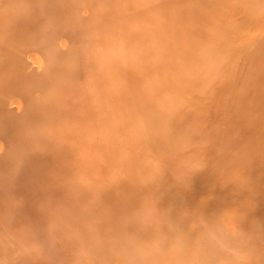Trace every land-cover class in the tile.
Listing matches in <instances>:
<instances>
[{"label":"bare ground","instance_id":"1","mask_svg":"<svg viewBox=\"0 0 264 264\" xmlns=\"http://www.w3.org/2000/svg\"><path fill=\"white\" fill-rule=\"evenodd\" d=\"M9 2L0 8V264H264L262 131L261 144L244 137L260 145L250 148L255 170L247 147L231 145L244 139L239 123L226 144L238 153L221 137L264 84V0ZM256 98L246 105L264 104ZM211 139L226 153L214 141L206 151ZM204 150L224 167L207 168ZM233 153L260 174L257 185L241 165L228 173ZM94 165L108 169L97 189ZM236 176L242 189L222 193ZM32 189L57 201L36 200L44 208L34 201L31 213L48 238L20 221L33 220ZM29 230L52 240L36 243Z\"/></svg>","mask_w":264,"mask_h":264},{"label":"rangeland","instance_id":"2","mask_svg":"<svg viewBox=\"0 0 264 264\" xmlns=\"http://www.w3.org/2000/svg\"><path fill=\"white\" fill-rule=\"evenodd\" d=\"M4 1H7V2H4ZM9 1H11V0H0V8H1V7H2V8H5V7H3V4H4V6H7L8 4H11V2H9ZM8 2H9V3H8ZM1 3H2V6H1ZM5 4H6V5H5ZM2 17H3V16H2ZM0 18H1V17H0ZM3 18H4V17H3ZM0 20H1V19H0ZM0 22H1V21H0ZM1 23L4 24V20H2ZM1 23H0V26H2ZM263 77H264V76H263ZM260 78L262 79L261 76H260ZM257 80H258V79H257ZM257 80H256V81H257ZM253 82H254V81H253ZM253 82H252V83H253ZM257 82H260V79H259V81H257ZM262 82L264 83V78L262 79ZM256 84H257V83H255V85L252 84V86L254 85L253 87H256V86L258 85V84H257V85H256ZM250 85H251V84H250ZM260 85H262V83L258 85L259 87H261V88L259 89V91L261 90V92H259V95H257V94H258V92H257V94H256V95H257V98H256L255 96L252 97V96H253V93H254V95H255V93H256V90H254L255 92H253V89H257V88H253L252 86H251V87H252L253 89L250 87L252 90L250 89L251 91H249V92H247V91L244 92L243 95L246 94V95L248 96V94H250L251 92H253V93H251L252 95H249V97L253 98V100H254V98H256V101L259 100L258 98H260L261 95H263V97H264V94H263V92H264L263 90H264V89L262 90V87L264 88V86H263L264 84H263L262 86H260ZM220 89H221V88H220ZM257 90H258V89H257ZM218 91H219V90H218ZM225 91H227V90H226L225 87H223V89H221V91H220L221 93H220V92H219V93L216 92V93H217L218 96H219V94H220V95H221V94L223 95L224 93H226ZM262 91H263V92H262ZM22 93L25 94V92H22ZM80 93H83V92H80ZM85 93H87V92H85ZM260 93H262V94H260ZM217 94H215V95H217ZM222 95H221V96H222ZM243 95L241 94V96H243ZM246 95H245V96H246ZM218 96H217V97H218ZM223 96H224V95H223ZM258 96H260V97H258ZM243 97H244V96H243ZM243 97H242V99H241V97H240L239 99L242 101L243 99H245V98H243ZM247 98H248V97H247ZM247 98H246V99H247ZM251 98L245 100V102H247L248 100H250V103H251V100H252ZM260 100H261V99H260ZM238 101H239V100H238ZM241 101H239L240 104H241ZM243 101H244V100H243ZM243 101H242L243 106H239V107H243V109L237 107L238 110H239L240 112L242 111V113H239V115H238V113H237V112H239L238 110H237V111L234 110V111H233L234 113L232 112L230 118H231L232 116H234V115H235V116H234V118L232 117L231 120H230L229 122L226 120L227 122L224 124L225 126L223 125V127H224V129H225L224 132H223V130H222L223 134H224V133H226V134H224L225 136L223 135V136H221V137H223V138L225 137V138H224V140H225L226 137L228 138V136H229L228 133L232 134V135L234 136V138H235V136H239V135L241 136L242 134H243V135L245 134L246 136H243V135H242V137L239 136V137H237V138L239 139V138L247 137V139H248V137L250 138V136H252L253 138L256 137V138H255V139H256V143H255V141H253V144L255 143L254 145H256V144H258V143L261 144V141H262L261 137L264 138V135H263V134H264V132H263V131H264V129H263V128H264V124H263L264 122H263L262 124H261V122H262L264 119L261 120V122H259V118L261 117V119H262V118L264 117V115H263V114H264V109H263L264 104L262 103V102H264V99H262V101H258V104L260 105V104L262 103L261 105H263V106H261V105L258 106L257 104L254 105V103L251 104V105H253L254 107L257 106V107L255 108V111H254V109H253L254 107H251V106H250V108H252V109H250V108H249V105H246V104H248V102L245 103V102H243ZM239 102H238V103H239ZM244 103H245V104H244ZM242 104H241V105H242ZM214 105H215V104H214ZM214 105H213V106H214ZM238 105H239V104H238ZM213 106H212L211 109H214ZM215 107H216V106H215ZM246 107H247V108H246ZM245 108H246V109H245ZM248 108H249L250 110H247ZM211 109H210V110H211ZM244 109H245V110H244ZM256 109H257V111H256ZM259 110H260V111H259ZM215 111H216V110H215ZM215 111H214V113H215ZM248 111H252V112L249 113ZM217 112H218V111H217ZM253 112H256L257 114H256V113L253 114ZM212 113H213V111H212ZM214 113H213V115L216 114V113H215V114H214ZM243 113H249V114H243ZM233 114H234V115H233ZM236 114H237V116H236ZM252 114H253V115H252ZM218 115H219V114H216V117H218ZM240 115H241V116H240ZM247 115H248V116H251V117H250L251 119H254V118H255V119L253 120V121H254L253 123L250 122L251 125H253V126H251V125L249 124V122H248V124H247V122H246V118L248 117ZM239 116H240V118H239ZM244 116H245V119H244L245 121H243ZM253 116H255V117H253ZM256 116H258V118H256ZM211 117L214 119L215 116L213 117L212 114H211ZM216 117H215V119H214V121H213L214 123H217V122H218V121L216 120ZM219 117H220V115H219ZM235 117H236V118H235ZM237 117H238V118H237ZM252 117H253V118H252ZM250 118L248 117V118H247V121H251ZM213 119H211V120H213ZM228 119H229V118H228ZM215 120H216L217 122H215ZM218 120H220V119H218ZM232 120H233V121H232ZM239 120H241V121H239ZM256 120H257V122H256ZM237 121H239V122H237ZM230 122H231V123H230ZM244 122H246L248 128L246 127V124H242V123H244ZM232 123H233L234 125H236V124L239 123L238 126L241 125V126L239 127V130L237 129L239 135H238L237 131H236V132H235V131H234V132H231V130L233 131V130H235L236 127H237V126L231 127V126H233V125H230V124H232ZM254 123H255V125H254ZM257 123H258V124H257ZM226 124H227V125H226ZM228 124L230 125L231 129L227 128L228 132H225V131H227L225 127H226V126H229ZM259 124H261V125L263 126V128H262L261 125H259ZM182 125H183V122L180 124L179 127H176V129H178V132H179L180 129L182 128V127H181ZM256 125H258L260 128L257 126V129H256V127H255ZM250 126L253 127V128H255V130H252L253 128H251ZM233 128H234V129H233ZM246 128H247L248 130L251 128V129H250V133H249L248 130H246ZM240 129L243 131V133H242V131L240 132ZM261 129H262V130H261ZM256 131H257V132H256ZM261 131H262V134L260 133ZM172 132H173V131H172ZM251 132H253V134H252ZM254 132H255V133H258V134H254ZM210 133H211V131H210ZM210 133H208V134H210ZM234 133H237V134H234ZM248 133H249V134H248ZM173 134H174V133H173ZM213 134H214V133H213ZM217 134H218V133H217ZM220 134H221V133H220ZM227 134H228V135H227ZM251 134H252V135H251ZM260 134H261V137L258 136V135H260ZM171 135H172V134H171ZM248 135H249V136H248ZM253 135H256V136H253ZM208 136H209V135H208ZM210 136H211V134H210ZM215 136H218V135H213L214 139H215ZM213 137H211V138H213ZM218 137H219V136H218ZM218 137H217L216 139H219V138H220V137H219V138H218ZM230 137H231V136H229V138H228V140H229L228 142H227V139H226V142H224V146H225V147H228V146H229V145H226V144H227V143L230 144L229 142L232 140ZM257 137H258V139H257ZM232 138H233V137H232ZM234 138H233V139H234ZM0 139L6 141V140H5L4 138H2V137H1ZM214 139H213V140L211 139V144H210V142L206 141V140H209V139H206V140H205V141L207 142V144H206L207 146H205V147H206V148H205L206 151H208V149H207L208 144L210 145L209 147L212 148V145H213V142H212V141H214V146H216V147H213V148L216 149V148L218 147V145H219L220 140H222V138H221L219 141H218V140L215 141ZM224 140H222V141H224ZM239 140H241V139H239ZM239 140L234 139V140H232L233 142L231 141V143H232V144H231L232 147H233V145L235 146V141H236V145H238V146L233 147V149H234V150H235V148H237V149H241L240 146H242V147H243V148H242L243 151L246 150V152H247V151L249 150V153H248V154L246 153V155L251 154V155H250L251 157H249V159H248V158L246 159V160H248L247 164H248L251 160H252L251 162L253 163V160L257 157V156L255 157V155H256V153H257L258 151H257V152H254V151H252V150H253V149L256 150L257 147H258V148L260 147V145H258V146L256 147V146H254L253 144L248 143V141H249L250 139H249V140H246L245 138L243 139V140H246L247 142H246V141H243V140H241V141H242V142H241V141H239ZM253 140H254V139H253ZM263 140H264V139H263ZM209 141H210V140H209ZM237 141H238V143H237ZM251 141H252V140H251ZM257 141H258V142H257ZM249 142H250V141H249ZM263 142H264V141H263ZM204 143H205V142H204ZM220 143H221V142H220ZM222 143H223V142H222ZM222 143H221V144H222ZM233 143H234V144H233ZM251 143H252V142H251ZM221 144H220V145H221ZM204 145H205V144H204ZM220 145H219V146H220ZM231 145H230V146H231ZM224 146H222L224 149L220 146V147H221V148L219 147L220 150L222 149V150L225 151L226 148H225ZM245 146L247 147L248 150L244 148ZM209 147H208V148H209ZM239 147H240V148H239ZM203 148H204V147H203ZM203 148H202V152H203ZM219 148H218V149H219ZM250 148H251L252 150H251ZM261 148H262V147H261ZM228 149L231 150V152H234L233 149H231V148H229V147L227 148V150H228ZM237 149H236L235 152L238 151ZM212 150H213V149H212ZM212 150H211V151H212ZM229 150H228V151H229ZM206 151L204 150L205 153H208V152H206ZM211 151L209 152V153L212 154V155H211V158H210V156H209V155H210L209 153H208V155H206V157L209 156V158L212 159V161H210V162H212V163H209V158H208V165H207V168H209L212 164L217 163V161H215V163H213V160H215L216 158H213L214 155H213V153H212ZM228 151H227L228 155H229V154L232 155V153H231V152H228ZM241 151H242V150H241ZM235 152H234V153H235ZM259 152H260V151H259ZM224 153H226V151H225ZM234 153H233V157H234V156H235V157L237 156V158H238V155H235ZM237 153H238V152H237ZM239 153H240V152H239ZM242 153H243V152H242ZM242 153H241V154H242ZM244 154H245V152H244ZM254 154H255V155H254ZM258 154H260V153H258ZM263 154H264V152H263ZM263 154L261 153L260 158L264 157ZM231 155L228 156V157L222 156V158L225 157L224 159L230 157L229 159H227V160H229V161H228V162H229L228 164H230V165H228V164L226 163V164L229 166V168H227L228 166L225 167V168H227L228 173L232 171V170H230V169H232V167H233V170H234V169L236 170V169H237L236 166H240V165H241V164L239 165V161L241 162V159H243V161H246L244 158H238L239 160L236 159L237 162H235V161H236V160H235V157H234V161H233V159H232L233 157H232ZM242 155H243V154H242ZM246 155H244V156L247 157ZM252 155H254V156H252ZM139 156H140V155H139ZM212 156H213V157H212ZM226 156H227V154H226ZM254 157H255V158H254ZM258 157H259V156H258ZM258 157H257V158H258ZM157 158H158V157H157ZM253 158H254V159H253ZM257 158H256V161H254V162H255V163H254L255 166H254V164H252V165H253L252 168H254L253 170H255V168L257 167V164H256V162H258V161H257ZM230 159H232V161H233L234 164L231 163ZM262 159H263V158H262ZM262 159H261L260 161H262ZM216 160H219V159H216ZM221 160H222V159H221ZM249 160H250V161H249ZM258 160H259V158H258ZM243 161H242L241 163H242V165L244 166L245 162H243ZM218 162H219V161H218ZM222 162H223V161H222ZM222 162H221L220 164H219V163H217V164H219V165L221 166V165H222ZM225 162H226V161L224 160V163H225ZM235 163H236V164H235ZM237 163H238V164H237ZM260 163H261V162H260ZM260 163L258 162V165H259ZM170 164H171V163H170ZM209 164H210V165H209ZM226 164H225V165H226ZM231 164H233V166H232ZM247 164H246V165H247ZM262 164H264V160L262 161ZM165 165H166V164H165ZM167 165H168V163H167ZM219 165H218V167H220ZM242 165L240 166V168H241V167L243 168ZM250 165H251V164H250ZM94 166H95V167H94V168H95V171H96V172L98 173V175L100 176V177L98 178V180H99L98 183H97V181H96V183H94V187L96 188L97 184H101L102 177L106 178L105 176L108 175V174L106 173V172L108 171V169H106L107 171H104V170H103V167H104V166L100 165V166H102L101 168H100V166H99V167L96 166V165H94ZM212 166H213V165H212ZM212 166H211V167H212ZM222 166H223V165H222ZM248 166H249V165L245 166V167L242 169V171H240V168H238V170H239V172H240V173L238 172V173H239V176H241V178H242V174H243L245 180H246V178L249 179V177H251V178L253 179V177H254V176H253V177L250 176V175H251V172L253 173V170L251 169V166H249V168H250L251 170L249 171V170L247 169V171H246V167L248 168ZM262 166H263V165H262ZM262 166H260V168H259V169H261V170H258V168H257V169H256L257 172L254 171V172H255V175H256L257 173L259 174L260 172H262ZM168 167H170V165H168ZM168 167H164V169H166V168H168ZM223 167H224V166H223ZM223 167H222V168H223ZM105 168H108V167L105 166ZM170 168H171V167H170ZM222 168H219V172H220V173L224 172V173H222V174H224V178H225V177L227 176L228 173L226 174V173H225L226 171H222V170H226V169H224V168L222 169ZM164 169H163V170H164ZM166 170L168 171L169 169H166ZM166 170H165V171H166ZM170 170H171V169H170ZM208 170H212V169H207V171H208ZM220 170H221V171H220ZM238 170H237V171H238ZM243 170H244V172L246 171L247 173L249 172L250 174H249V173L247 174L246 172H245V174L242 173ZM263 170H264V168H263ZM165 171H164V172H165ZM167 171H166V172H167ZM259 171H260V172H259ZM96 172H95V173H96ZM166 172H165V173H166ZM168 172H169V174L166 173V175H165V174H163V175H165V176L170 175L171 171H168ZM235 172H236V171H234L233 174H234V175H237V173H235ZM100 173H101L103 176H101ZM209 173H210V172H209ZM211 173H213V171H211ZM231 173H232V172H231ZM231 173H230V175H231ZM222 174H219V176H220V181H222V180H221V179H222L221 176H223ZM240 174H241V175H240ZM225 175H226V176H225ZM234 175H233V176H234ZM252 175H253V174H252ZM259 175H260V174H259ZM259 175H256V176L254 177L255 179H254V181H252V182H253L252 185H254V182L256 181V178H257V176H259ZM219 176H218V177H219ZM228 176H229V175H228ZM228 176H227V178L229 179L230 176H229V177H228ZM245 176H247V177H245ZM234 177H235V176H234ZM234 177L231 178V179H234V180H231V179H230V180H227V179H226L225 182H224V186H222V185L220 186V188L223 187L224 190H223L222 188H221L220 190H221V191L223 190V191H225V193H228V194H229V193L235 192V190H236L237 188H238V189H242V187H240V186L237 185V184L235 185V186H237V187L234 186V188H236V189L232 188L233 184H235L234 181H235L237 178L240 179V177H237V176H236V178H234ZM167 178H168V176H167ZM258 178H259V177H258ZM100 179H101V180H100ZM252 179H249V180H252ZM245 180H243V181H245ZM259 180H260V178L258 179V181H259ZM223 181H224V179H223ZM223 181H222V182H223ZM237 181H238V180H237ZM239 181H240V180H239ZM258 181H257V182H258ZM10 182H11V181H10ZM94 182H95V181H94ZM231 182H232L233 184H232ZM92 183H93V182H92ZM105 183H107L106 180H105ZM105 183H103V184H105ZM220 183H221V182H220ZM236 183H237V182H236ZM238 183H239V182H238ZM249 183H251V182H249ZM221 184H222V183H221ZM262 184H263V187H264V180H263ZM95 185H96V186H95ZM255 185H257L256 182H255ZM91 186H92V188H93V184H92ZM106 186H109V187H108V189H109V188H110L111 186H113V185H109V184H108V185H104V186L102 185V187H105V189H107ZM238 186H239V187H238ZM99 187H100V185H99ZM102 187H101V188H102ZM92 188H91V189H92ZM111 188H112V187H111ZM111 188H110V189H111ZM67 189H68V188H67ZM96 189H97V188H96ZM118 189H119V188H118ZM118 189H117V190H118ZM62 190H63V189H61V191H59V193L63 192ZM66 191H67V190L64 189V193H65V194H66ZM113 191H114V189H113ZM115 191H116V190H115ZM221 191H220V192H221ZM223 191H222V193H224ZM57 192H58V191H57ZM69 192H70V189H69V191H68L67 193H69ZM30 193H31V192H30ZM30 193H28V195H30ZM59 193H58V195H60ZM64 193L61 194L62 197H63V199H64V195H63ZM222 193H221V195H222ZM46 196H48V195H46V194L38 195V191H35L34 189H32L31 198H30V196H29V198H28L29 200H28V199H27V200L29 201L30 204L34 203V204H32L31 206L35 205L36 200H39V199H40V201H42V203H43V205H44V203H46V200H45V199H47ZM65 196H68V194H66ZM48 197H49V199H51V200L53 199V198H51V195H49ZM60 197H61V196H60ZM69 197H70V196H68V198H69ZM58 198H59V197L57 196V200H59ZM70 198H71V197H70ZM70 198H69V199H70ZM73 198H74V197H73ZM76 198L78 199V197H76ZM76 198H74V199L76 200ZM30 199H31V200H30ZM49 199H48V200H49ZM63 199L61 198V200H59V201H61V204H62V205H63V203H64V202H63ZM65 199H67V197H66ZM74 199H70V202H71L72 205L74 204V206H76V205H75V200H74ZM27 200H26L25 202H27ZM44 200H45V202H43ZM73 200H74V201H73ZM31 201H32V203H31ZM34 201H35V202H34ZM59 201H58V202H59ZM64 201H65V200H64ZM37 202H38V201H37ZM37 202H36V205H39L41 208H44L45 205L43 206L41 203H38V204H37ZM50 202H51V201H49V203H50ZM52 202H53V200H52ZM62 202H63V203H62ZM27 203H28V202H27ZM29 203H28V205H30ZM55 203H57V201H56ZM55 203L53 202V204H55ZM79 203H80V202H79ZM51 204H52V203H51ZM53 204H52V205H53ZM61 204H59V205H61ZM76 204L78 205L77 202H76ZM25 205L28 206L27 204H25ZM49 205H50V204H49ZM49 205H48V206H49ZM59 205H55V206L57 207V206H59ZM22 206H23L22 209H23V208H24V209L26 208V209L24 210V212L26 213V211H28V210H27V207H25L24 205H22ZM48 206H46V207H48ZM55 206H54V207H55ZM29 207H30V206H28V209H29ZM35 207H36V206H35ZM40 207H39V208H40ZM39 208L37 209V207L34 208V206H33L32 208H30V211H29L30 213H26V216H27L28 214H30V216H29V215L27 216V217H30L29 219H32V218H33V220H31V221H30V220L28 221V218L25 216V213H23V210L20 208V211L22 210V213H21L20 215H23V214H24V215H23L24 217L22 216V218L25 220V217H26L28 223H27L26 221L23 222V220H20V221H21V223H23V224H27L30 230H33L34 227L37 226L36 229H35V230H37V232L40 231V230H38V229H41V231L44 232V234H41V237H42L43 235H46V237L48 238V236H47V235H48V232H46V231L44 230V228L41 226L42 223H41L40 225L37 223V224L39 225V228H38V225H34V223H35L34 219L37 220V219H39V217L37 218V215H35V214H32V215H31V213H33L34 210H39ZM41 208H40V209H41ZM75 208H76V207H75ZM75 208H74V209H75ZM76 209H77V208H76ZM76 209H75V210H76ZM72 210H73V206H72ZM75 210H74V211H75ZM74 211H73V213H74ZM76 211H77V210H76ZM69 212H70V213H69V216H70L71 211H69ZM53 214H55V213H53ZM74 214H75V213H74ZM67 215H68V214H67ZM31 217H32V218H31ZM19 218H21V217H19ZM19 218H18V219H19ZM51 218H53L52 220L55 219L54 217H51ZM39 220H40V219H39ZM32 221H33V225L31 226V225H29V222L32 223ZM37 221H38V220H37ZM38 222H39V221H38ZM40 226H41V227H40ZM32 227H33V228H32ZM37 228H38V229H37ZM30 230H29V233L31 232ZM58 230H59L58 228L54 229L53 233L55 234V231H58ZM41 231H40V233H43V232H41ZM45 232H46L47 234H45ZM32 233H33V231H32ZM49 233H50V232H49ZM53 233H52V234H53ZM58 233H59V232H58ZM34 234H36V232H35ZM37 234H38V233H37ZM52 234H49V236L52 235ZM54 234H53V235H54ZM60 234H61V233H59L58 235H60ZM53 235H52L51 238H53V237L55 238V236H53ZM55 235H57V233H56ZM30 236H31L32 240H33V238H34L33 241L36 240V241H35L36 243H40V242H43V241L48 242V240H49V241L52 240V239H47L45 236H44V238H45V240H44V239L41 238L40 236H38V237H37V236L35 237V235L33 236L31 233H30ZM38 238H39V239H38ZM54 238H53V239H54ZM38 240H39V241H38ZM32 243H33V242H32ZM32 243H31V244H32ZM31 244H30V245H31ZM78 244L81 245V244H82L81 241H80ZM83 245H84V243H83ZM26 248H27V247H26ZM79 249H80V247H79ZM79 249H78V250H79ZM36 258H37V257H36ZM36 258H35V260H36ZM32 259H33V258H32ZM35 260H34V261H35ZM39 261H40V259L37 260L36 263H33V262H32V263H33V264H41V263L44 264L43 261H42V262L40 261L41 263H39ZM81 262H82V261H81ZM81 262H80V263H81ZM46 263H49V262H46ZM14 264H19V262L16 261Z\"/></svg>","mask_w":264,"mask_h":264}]
</instances>
